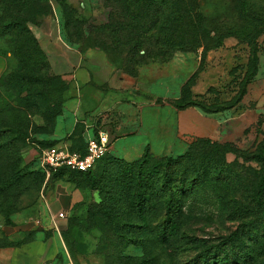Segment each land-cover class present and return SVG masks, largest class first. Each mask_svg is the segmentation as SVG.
I'll list each match as a JSON object with an SVG mask.
<instances>
[{"label":"rangeland","instance_id":"rangeland-1","mask_svg":"<svg viewBox=\"0 0 264 264\" xmlns=\"http://www.w3.org/2000/svg\"><path fill=\"white\" fill-rule=\"evenodd\" d=\"M30 1L32 7L46 10L30 24L33 31L40 34L38 40L34 33L42 52L38 58L45 63L47 74L59 79V87L62 84L67 87L64 91L60 88L51 91L52 96L58 98L56 107H60L61 113L64 93L70 86L68 75L73 73L81 53L88 48L104 52L126 76L122 77L120 85L132 86V93L144 100L140 111L143 125L147 128L142 133L144 136L135 134L123 142L119 141L116 146L121 150L111 148L88 174L74 172L60 177L78 189L82 197L64 213V217L56 220L57 229L52 225V231L62 241L63 249L73 264H183L210 246H218L231 259L241 257L255 232L251 226L258 224L261 216L259 206L252 199L254 186L250 180L254 178L252 169L259 168L255 158L264 157V139L244 144L227 143L231 151L226 158L229 162L236 161L235 170H240V165L245 167L243 173L248 178V188L246 185L238 190L237 187H225L221 194L226 196L224 199L209 198L207 193L190 198L186 207L192 215L184 218L181 238L172 239L170 245L157 235L147 236L145 230L139 231L132 225L144 222L134 218L130 203H114L113 206L105 203L121 196L116 187H120L125 177L116 173L117 161L139 160L146 151L156 156L176 157L184 153L195 138H200L191 132L197 110L204 117L223 112L224 106L233 108L242 101L255 77L258 54L264 49V0H200L205 20L214 30L213 37L193 50L174 53L162 63L151 62L135 68L129 66L133 74L124 71L120 62L111 59L115 52L113 48H107L113 39L105 37L103 41L100 35V32L108 30L110 14L115 11L112 0H48V10L44 0ZM12 6L0 0V16L5 13L13 15ZM77 24L81 28L77 29ZM67 28L72 39H69ZM256 31L261 32L256 37L247 35ZM0 51L7 56L5 70L0 75L2 79V75L15 66L5 37H0ZM188 101L197 105H187ZM12 105L20 106L14 101ZM179 115L185 121L184 129L179 128ZM205 120L201 117V128L206 126ZM32 124L33 128L42 127L44 121L36 114L31 116L28 138L21 153L27 173L22 180L24 192L11 207L14 210H10L6 199L0 197V264H23L22 244L40 234L33 226H41L35 224L41 220L39 195L43 186L46 188L49 183L45 185V179L36 169L41 151L56 143L50 136L55 122L49 132L31 133ZM70 139L75 148H83L82 137ZM137 149L139 155L135 152ZM94 208L109 214L104 217L108 222L107 228L104 229L102 224L100 229L94 222V217H91ZM146 216L152 219V223H158L162 212L157 208L156 214ZM235 230L238 232L236 236L228 238ZM108 239H115V247L103 245ZM116 254H121V257H116ZM249 264H264V254H257Z\"/></svg>","mask_w":264,"mask_h":264},{"label":"trees","instance_id":"trees-1","mask_svg":"<svg viewBox=\"0 0 264 264\" xmlns=\"http://www.w3.org/2000/svg\"><path fill=\"white\" fill-rule=\"evenodd\" d=\"M30 2L5 0V3L13 5L14 14L5 13L0 16V37H5L7 50L15 59V66L9 68L0 79V197L6 199L10 210L15 209L11 207H14L15 200L25 189L22 180L27 173L24 171L21 153L28 138L31 116L36 114L44 121L42 127L33 128L32 124L31 133L49 132L56 117L61 113L60 107H56L58 98L52 96L51 91L59 88L64 91L67 88L65 84L58 86L59 79L49 76L45 63L38 58L42 52L29 24L46 10L32 7ZM47 2L48 0H44L48 10ZM112 2L115 11L110 14L108 30L100 32V35L103 41L105 37L113 39L107 48H113L112 51L115 52L111 59L120 62L127 73L133 71H129V66L135 68L151 62L162 63L174 53L193 50L201 46L206 39L213 37L214 30L205 20L200 0ZM79 28L81 25L77 24V29ZM66 31L68 34V28ZM260 33L256 31L247 35L256 37ZM70 35L69 39H72V34ZM12 101L20 106L15 107ZM187 105L197 103L188 101ZM231 107L224 106L223 110ZM84 147L85 144L81 149L75 148L73 141L70 144L71 150L83 151ZM230 151L227 143L200 137L195 138L188 149L176 157L156 156L146 151L139 160L117 161L118 167L115 171L125 177L119 188L115 185L121 196L105 205L130 203L134 218L144 222L132 225L139 231L145 230L147 236L157 235L170 245L172 239L181 238L180 234L184 233V218L192 215V211L186 207L190 198L207 193L209 198L224 199L226 196L221 195L225 192L223 188L237 187L238 190L245 185L247 187L248 178L243 173L245 167L240 165L241 169L235 170L236 161L229 162L226 158ZM255 161L259 168L252 169L254 178L250 183L254 186L252 199L259 206L258 213L261 216L259 223H253L251 226L255 229V232L250 230L253 232L250 236L251 244L246 246L242 256L236 260L231 259L229 254L222 252L218 246H210L200 250L193 260L183 264H249L257 254H264V157L255 158ZM92 169L77 171L61 167L49 178L74 172L88 174ZM36 171L45 179L42 170L37 168ZM6 181L9 182L4 184ZM102 207L104 208V205ZM157 208L162 212V219L158 223H152V219L147 218L146 214L153 216ZM91 211V217H94L98 227L102 229L104 224V229L107 228L108 222L104 217L109 214L98 208ZM237 233V230L231 232L228 238L235 237ZM103 245L115 247V239H108ZM117 256L121 257V254H116Z\"/></svg>","mask_w":264,"mask_h":264},{"label":"crops","instance_id":"crops-1","mask_svg":"<svg viewBox=\"0 0 264 264\" xmlns=\"http://www.w3.org/2000/svg\"><path fill=\"white\" fill-rule=\"evenodd\" d=\"M29 27L33 31V25L29 24ZM34 31L39 40L40 34ZM6 61L7 56L0 51V75L5 70ZM122 77L126 78L101 50L88 48L81 53L79 64L68 75L70 86L64 93L62 113L56 117L50 134L55 145L63 142L70 145L71 136L82 137L85 144L98 128L110 132V150L115 148L120 151L117 143L132 135L144 136L142 133L147 128L143 125L140 112L144 107L143 97L133 94L132 86L120 85ZM196 115L191 128L196 136L221 143L243 144L264 139V49L258 54L256 74L247 94L237 106L204 117L197 110ZM201 117L206 119L203 128L200 127ZM179 121V128L184 129L182 115H179ZM135 152L140 153L138 149ZM44 182L49 184L40 191L44 199L39 195L41 220L40 223L35 222L41 226H33L40 234L22 244L23 264H73L70 255L63 249L62 241L52 231L51 218L70 210L81 200V193L60 177L45 178ZM58 219L61 217H56Z\"/></svg>","mask_w":264,"mask_h":264},{"label":"built area","instance_id":"built-area-1","mask_svg":"<svg viewBox=\"0 0 264 264\" xmlns=\"http://www.w3.org/2000/svg\"><path fill=\"white\" fill-rule=\"evenodd\" d=\"M111 142L110 132L105 128H98L87 138L83 151L71 150L66 142L43 149L37 167L44 172L45 178H49L61 167L77 171L90 170L110 151ZM40 197L44 199L42 193ZM56 217H64V213L59 212ZM56 217H52L51 222L57 229ZM36 222L40 223V220Z\"/></svg>","mask_w":264,"mask_h":264}]
</instances>
